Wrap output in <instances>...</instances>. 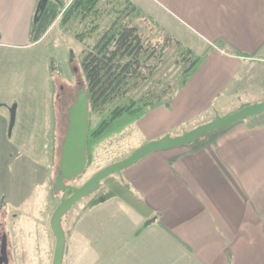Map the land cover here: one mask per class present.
I'll return each mask as SVG.
<instances>
[{
  "label": "crops",
  "instance_id": "0c3cea01",
  "mask_svg": "<svg viewBox=\"0 0 264 264\" xmlns=\"http://www.w3.org/2000/svg\"><path fill=\"white\" fill-rule=\"evenodd\" d=\"M38 1L0 0V45L31 44ZM132 1L165 34L207 52L169 106L129 126L134 149L264 100V0ZM11 105L0 100V188L9 179ZM122 177L155 221L119 197L83 210L62 225L63 264H264V113L152 152Z\"/></svg>",
  "mask_w": 264,
  "mask_h": 264
},
{
  "label": "rangeland",
  "instance_id": "374dc122",
  "mask_svg": "<svg viewBox=\"0 0 264 264\" xmlns=\"http://www.w3.org/2000/svg\"><path fill=\"white\" fill-rule=\"evenodd\" d=\"M134 23L147 44L164 41L166 34L147 17ZM49 30L38 42L26 46L0 45V100L11 103V107L16 105L18 121L23 120L3 140L9 149L10 166L7 184L0 188V221L6 223L0 228V236L8 234L9 264H52L56 239L50 217L72 192L54 189V182L69 109L84 88L80 65L83 44L65 33L56 21ZM132 123L96 143L92 163L81 177L69 183L80 186L103 167L135 150L139 139L129 129ZM95 193L79 200L63 216L64 227L73 224Z\"/></svg>",
  "mask_w": 264,
  "mask_h": 264
},
{
  "label": "trees",
  "instance_id": "16d2710c",
  "mask_svg": "<svg viewBox=\"0 0 264 264\" xmlns=\"http://www.w3.org/2000/svg\"><path fill=\"white\" fill-rule=\"evenodd\" d=\"M142 17L145 11L132 0H51L41 19L32 22L31 43L38 42L56 21L83 44L80 65L90 108L88 166L96 143L150 109L169 106L207 56L171 33L159 45L147 44L134 23ZM115 197L155 221L150 217L152 209L118 174L101 182L84 210Z\"/></svg>",
  "mask_w": 264,
  "mask_h": 264
},
{
  "label": "water",
  "instance_id": "95a60500",
  "mask_svg": "<svg viewBox=\"0 0 264 264\" xmlns=\"http://www.w3.org/2000/svg\"><path fill=\"white\" fill-rule=\"evenodd\" d=\"M51 0H39L33 20L38 22ZM16 105L11 107L10 133L16 122ZM264 113V100L245 105L240 109L220 115L216 113L213 120L200 124L190 130H185L179 135L166 134L159 139L150 140L133 150L125 158L111 163L87 179L82 185L74 186L71 181L82 175L88 166L87 148L90 130V108L85 89L78 91L74 104L69 109L68 125L62 142L60 165L55 178L54 189L72 190L73 192L62 200L52 213L50 225L56 238L52 264H63L66 247V235L62 226L63 216L82 198L95 193L101 186V182L107 177L118 174L136 164L148 154L165 150L176 146L187 145L205 134L220 130L238 121L248 119ZM9 241L7 232L2 233L0 241V264H9Z\"/></svg>",
  "mask_w": 264,
  "mask_h": 264
},
{
  "label": "flooded vegetation",
  "instance_id": "af4514ba",
  "mask_svg": "<svg viewBox=\"0 0 264 264\" xmlns=\"http://www.w3.org/2000/svg\"><path fill=\"white\" fill-rule=\"evenodd\" d=\"M71 191H72V190H71ZM72 192H73V191H72ZM72 192H71V193H72Z\"/></svg>",
  "mask_w": 264,
  "mask_h": 264
}]
</instances>
